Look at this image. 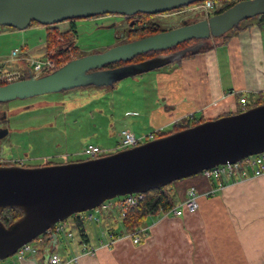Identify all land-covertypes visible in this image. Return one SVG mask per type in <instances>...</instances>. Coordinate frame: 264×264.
Here are the masks:
<instances>
[{"label": "water", "instance_id": "water-1", "mask_svg": "<svg viewBox=\"0 0 264 264\" xmlns=\"http://www.w3.org/2000/svg\"><path fill=\"white\" fill-rule=\"evenodd\" d=\"M206 0H0V26L25 30L32 22L53 26L103 15L131 17L168 13ZM219 1V0H212ZM264 15V0H239L221 13L68 61L51 73L0 86V104L84 87L115 83L172 64L185 53L119 68L150 52L191 40L218 39L245 20ZM188 52V51H187ZM264 153V104L242 113L206 120L133 148L79 162L40 167L0 166V210L21 218L0 224V262L14 256L57 223L95 210L103 203L146 194L220 165Z\"/></svg>", "mask_w": 264, "mask_h": 264}, {"label": "crops", "instance_id": "crops-1", "mask_svg": "<svg viewBox=\"0 0 264 264\" xmlns=\"http://www.w3.org/2000/svg\"><path fill=\"white\" fill-rule=\"evenodd\" d=\"M13 63L11 69L22 66ZM166 73V82H176L167 85L164 94L174 112L164 120H149L152 130L171 128L189 116L196 122L235 113L240 97L249 102L264 99V22L247 24L224 44L206 42L201 52L169 64ZM177 182L169 188L175 206L194 188L201 195L198 209L155 219L142 244L120 239L106 248L91 244L87 236V245L96 249L93 254L83 255L77 240L70 244L74 252L61 257L57 248L67 249L64 241L69 240L62 235L54 252L64 261L79 257V264H264V174L239 182L223 180L221 190L219 181L201 174ZM210 190L216 191L204 197ZM105 218L109 221L111 212ZM47 258L46 252H39L23 263H11L46 264Z\"/></svg>", "mask_w": 264, "mask_h": 264}, {"label": "rangeland", "instance_id": "rangeland-1", "mask_svg": "<svg viewBox=\"0 0 264 264\" xmlns=\"http://www.w3.org/2000/svg\"><path fill=\"white\" fill-rule=\"evenodd\" d=\"M228 1H217L216 10L228 5L230 2ZM169 13L165 16H152L148 20L168 30L181 26L182 22L193 23L205 19L200 12L194 11L192 5ZM253 21L255 18L249 22ZM101 22L115 23L116 27L113 28L117 33L125 27L121 18L116 16L74 21L76 33H73L74 37L72 33L70 35L75 38L74 46H70L69 49H67L69 44L64 43L65 41L58 36V33L66 32L70 27V22L55 25L57 30L53 31L52 38L59 43L61 48L69 52L64 58L73 60L80 56L101 53L113 43L127 42L126 37L123 41H117L113 35L114 30L94 28ZM249 22L242 21L241 26ZM45 36L46 30L40 25L31 26L22 31L0 26V69L10 70L14 67L11 52L15 48L21 49L26 45L27 53L31 57L41 54L42 48L44 52ZM210 42L214 44L218 41L210 40ZM73 47H77V50L72 52ZM167 66L169 64L135 77L123 79L115 83L113 88L84 87L1 103L0 116L4 112L7 117V121L2 126L15 133L11 132L3 140L0 147V165H10L12 159H23L32 165H41L43 161H51L52 157L57 163L62 164L78 161L82 158L79 156L81 151L88 143L100 146L108 151L105 155H109L115 153L112 150L119 142L122 131H129L136 137L158 131L151 129L149 120H164L174 112L164 100L167 85H176V82H166ZM27 105H32V109H42L22 113V107ZM196 117L199 118V115ZM169 130L170 128H167L162 132ZM177 183L174 182L167 188L173 189ZM170 193L173 196L172 190ZM112 202L114 199L109 201L110 204ZM110 211L112 218L109 221L105 218L106 211L96 209L78 215L83 221L85 233L91 244L98 245L99 241H106L103 235L106 228L121 231L116 210L111 208ZM89 215L92 217L91 220L88 219ZM73 223L72 217L64 223L66 232H70L72 238L64 241L67 249L64 246L57 248L61 257H66V252L73 253L70 244H74L80 238ZM29 246L37 247L39 242L34 240ZM14 259L10 257L7 261L11 263Z\"/></svg>", "mask_w": 264, "mask_h": 264}, {"label": "built area", "instance_id": "built-area-1", "mask_svg": "<svg viewBox=\"0 0 264 264\" xmlns=\"http://www.w3.org/2000/svg\"><path fill=\"white\" fill-rule=\"evenodd\" d=\"M216 3L217 1L206 0L200 3H196L192 5L194 11L200 12L205 18L210 17L216 11ZM69 49V46L68 48ZM12 61L15 63H19L20 66L18 69H0V86L8 83H12L15 81L23 80L26 76H32L33 78H38L42 75H46L48 73L53 72L58 69L63 57L55 56V51L51 50L48 52H43L40 56L31 57L24 46L21 49H14L11 52ZM239 107L245 108L247 105V100L245 97H240L238 100ZM192 117H186V120H192ZM163 130H158L156 132H152L148 135H143L140 137H136L129 131H122L120 133L119 142L116 144L112 151L117 152L129 148L136 147L141 145L147 141H152L156 139V134L162 132ZM105 149L101 148L98 145L88 143L84 146L83 150L80 153V157L90 160L96 159L98 157H102L107 153ZM10 162L11 166L23 167L26 162L23 159H12ZM10 161V160H9ZM206 179H214L218 182L217 190H221L224 185L222 183L223 180L239 182L246 178H258L264 174V153L247 157L240 162L234 164H225L220 165L215 168L205 170L200 173ZM216 190H210L204 193V197H211ZM144 194H132L126 195L123 197H119L114 199V202L111 204L109 201L107 203H103L96 210L106 211L107 215L111 212V208L115 209L119 219L125 217L126 212L131 207H136L142 200ZM201 195L197 193L194 188H190L186 192V198L177 206L172 208L168 213L163 215L162 217H167L169 215L173 217H182L186 212H194L198 209V198ZM106 217V216H105ZM91 215L88 216V219L91 220ZM149 225L147 227H143L141 229L136 230L132 234H125L122 236H118L117 238L112 237V232H109L110 229L103 232V235L106 238V241H99V246L111 248L115 242L120 239H128L133 245H140L142 240L149 236ZM50 234L48 230L46 232ZM52 233L54 235H63L66 239H71L72 234L70 232H66L65 226L63 223H57ZM38 248V247H37ZM30 247L29 244L21 247L14 254L15 261L19 263H23L25 258L28 255H36L39 253V248ZM95 247L90 245H82V254L83 255H91L95 252ZM47 262L46 264H79V257H74L70 260H62L58 254L55 252L46 253ZM1 264H12L8 263L7 260L0 262Z\"/></svg>", "mask_w": 264, "mask_h": 264}, {"label": "trees", "instance_id": "trees-1", "mask_svg": "<svg viewBox=\"0 0 264 264\" xmlns=\"http://www.w3.org/2000/svg\"><path fill=\"white\" fill-rule=\"evenodd\" d=\"M229 1H228L229 2L228 5H226L225 7L221 8V9L216 10L214 12V14H218V13L223 12L224 10L228 9L230 6H232L235 2H237L239 0H229ZM197 3H200V2H197ZM152 16L153 15L136 14L133 17L134 18L138 17L141 20L147 22L148 19L151 18ZM250 20L251 19L247 20V22H249ZM255 21H257L259 23L264 22V15L255 17ZM68 22H70V27L66 32H59V31H57V32H59L58 36H61L63 38V40L65 41L64 43H68L69 44L68 46L70 47V46H74L75 38H73L74 37L73 33H76V29H75L76 27H75L74 21H68ZM249 23H251V22H249ZM249 23H247V24H249ZM247 24H244L241 26V23H240L238 25V27L234 28L233 30H231L230 32H228L227 34H225L224 36H222L218 39L210 38L209 40L203 41L204 43L202 44V46L199 47L198 50H195V52H193V53H191V51H189V50L192 47H194L195 45H197L198 43H201L202 41H198V40L187 41V42L182 43V44L178 45L177 47H173L169 50L146 53L144 55L135 57L133 60H131L127 63H123V62L117 63L114 65H110V66L106 67L105 69L117 68L120 65L121 66L136 65V64H140V63L155 59V58L160 57V56H167V55H172V54H177V53H185L184 55H182L180 58H178L176 61L173 62V63H176V62H179L180 60H182L188 56H193L196 53L201 52L202 47H204V44L206 42H210V40L218 41L217 43H214V44H224L231 36L235 35L240 30H243L244 28H246ZM31 26H39V24L32 22L29 25V27H31ZM152 26L158 27V31H161V30L166 31V29H162L157 25H151L150 27H147V28L140 27V26L134 27L133 29L129 30L126 33V38H128L127 42H131V41L141 39V38L155 34L157 32V30L152 28ZM44 28L46 30V36H45V42H44V52L54 50L56 57L62 56L63 59L59 65V67H61L62 65H64L68 61H70L69 59L64 58L66 55L69 54V52L65 48H61L59 43L54 41V39L52 38L53 31L57 30V29H55V25L44 26ZM71 33H72L73 37L72 36L70 37ZM75 50H77V47H73L71 49L72 52ZM93 54H95V53H93ZM80 57H83V56H80ZM80 57H78V58H80ZM27 78H28V76H26L23 79H27ZM262 104H264V99H262L261 97H258V99L256 101H252V102H249L247 100V105L245 106V108L239 107L235 113H231V114L242 113V112H244L250 108H253V107H256V106H259ZM227 115H230V114H226L223 116H227ZM206 120L207 119H200L196 122L193 119L192 120H186V119L182 120V121L178 122L177 124H174L170 128L169 131L157 133L156 139L160 138V137L167 136L169 134H172V133H175L178 131H181V130H184V129H187V128H190V127H193V126L197 125L198 123H202ZM85 160L86 159L81 158V160L73 161V162H79V161H85ZM10 165H4L3 164V166H10ZM50 165H55V164L46 161L45 164L42 166H50ZM174 207H175V203L173 201V197L170 194V191L167 188V186L163 187L161 189L149 191L143 195V200L136 207L129 208L126 212L125 217L122 219H119L121 231L117 232L114 229H110L109 232H112L113 238H117L118 236L123 237V235H125V234H132L133 232H135L138 229H141L143 227H147L155 219L162 217L163 215L168 213ZM21 215H22L21 212L18 210H9V209L0 210V224H2L5 227H9L13 223L18 221L21 218ZM117 217H118V215H117ZM72 218L74 220L73 226L75 228H77L79 235H80V238L78 239V244L87 245L89 240L87 238V234L85 233V229L83 227L82 219L80 217H78V215L72 216ZM62 223L64 224L65 221ZM54 236H55V238H53L51 234L45 233L36 239L39 242V246H37V247L39 248L40 253H44V252L52 253V252H54L53 246L57 245L59 243L58 238H60V236H62V235H59V236L54 235ZM143 242H144V240H142L141 244Z\"/></svg>", "mask_w": 264, "mask_h": 264}, {"label": "flooded vegetation", "instance_id": "flooded-vegetation-1", "mask_svg": "<svg viewBox=\"0 0 264 264\" xmlns=\"http://www.w3.org/2000/svg\"><path fill=\"white\" fill-rule=\"evenodd\" d=\"M166 14H170V13L168 12V13L157 14V15H153V16H160V15L165 16ZM109 16H116V17H120L121 18L122 22L125 24V27L122 29V31H120L118 33L115 32V28H113L115 26V23H113V22L112 23H108V24H104V23L101 22L100 24L95 25L94 28H96L98 30H114L113 31V35L117 39V41H123V40H125L126 33L129 30L133 29L134 27L140 26V27L147 28V27H150L151 25H157V26H159L155 22H152V21H149V20L147 22H145V21L141 20L140 18H138V17L137 18H134L133 16H131V17H125V16H119V15H103V16H98V17H94V18H90V19H105V18H107ZM90 19H85V20H90ZM74 21H80V20H74ZM81 21H84V20H81ZM187 24H190V23H187ZM119 25H121V24H119ZM152 28H154L155 30H157L156 33H159V32H162L163 31V30L158 31V27H156V26H152ZM168 30H170V29H168ZM124 43H127V42H122V43H117V44L116 43L115 44L113 43L112 46H110L109 48H111L113 46L120 45V44H124ZM109 48H107V49H109ZM119 67H122V66L120 65L117 68H119ZM31 106L32 105L23 106L22 107L23 110L21 112L24 113V112H28V111H34V110L36 111L38 109H42V108L32 109ZM6 121H7V117H6V114L3 112V113H1V116H0V147L2 146L3 140L6 137H8V135H10V133L12 132V131L10 132L9 129H6L4 126H2L3 123H5ZM12 133H15V132L13 131ZM52 158L50 159L51 161H48V162H51V163H54V164H61V163H57L54 160V157H52ZM45 162L46 161H43V164H41V165H32V164H30V162H26V164L23 167H25V168L40 167V166L44 165ZM0 166H3V165H0Z\"/></svg>", "mask_w": 264, "mask_h": 264}]
</instances>
